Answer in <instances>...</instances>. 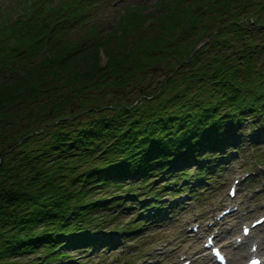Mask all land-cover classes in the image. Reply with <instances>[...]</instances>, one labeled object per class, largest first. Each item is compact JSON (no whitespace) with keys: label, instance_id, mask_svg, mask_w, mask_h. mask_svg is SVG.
<instances>
[{"label":"trees","instance_id":"trees-1","mask_svg":"<svg viewBox=\"0 0 264 264\" xmlns=\"http://www.w3.org/2000/svg\"><path fill=\"white\" fill-rule=\"evenodd\" d=\"M85 1L55 23L40 11L0 31L24 50L0 51V264H74L107 249L96 235L138 233L149 207L192 179L200 195L244 128L264 129V0H174L152 13L153 38L144 6L127 4L124 35L80 50L58 19L77 23Z\"/></svg>","mask_w":264,"mask_h":264},{"label":"rangeland","instance_id":"rangeland-1","mask_svg":"<svg viewBox=\"0 0 264 264\" xmlns=\"http://www.w3.org/2000/svg\"><path fill=\"white\" fill-rule=\"evenodd\" d=\"M89 1L92 3L86 4ZM80 2L82 0H0V31L3 26L9 28L15 22L26 26L41 14L40 11H43V15L47 14L43 23H55L53 14H57L56 10L73 5L75 7L83 5ZM191 2L192 0H184L182 6L185 7L190 4L196 7L199 4L196 0ZM132 3L144 6L142 11L147 14V18L142 24L143 32L147 38H153L161 29L160 24L155 22L156 18L152 16V13H155V9L164 10L165 7H169V4L172 5L174 0L172 2L171 0H86L85 5L89 7L84 11L82 10L81 15L73 14L82 17L77 23L72 17L73 20L62 29L64 17H59L62 39L67 41L79 39V47L81 46L79 49L81 50L82 47H92V44L107 35L114 34V32L117 34L119 31L124 35L123 29L120 30L122 28L120 24H122L127 4ZM42 6L45 7L44 10ZM50 8L52 9L50 10ZM157 13H163V11L158 10ZM63 15L69 18L68 11L65 12L64 10ZM187 18L186 24L189 27L191 22H189V16ZM93 26H97L99 30L97 33L95 31V35L92 36L89 31ZM25 32L26 30L18 28L19 36ZM8 36L7 34L1 35L0 51L4 52L5 50L6 53L10 54L11 51L15 50V45L24 51L19 39L13 38L14 40H12L9 38L7 40ZM201 44L203 42L199 43L198 46ZM14 57L15 54L8 61L10 63L15 62ZM107 61L108 57L101 52L99 63L103 66ZM10 72V70L7 71V73ZM248 127L247 125L244 128V133L248 135V138L244 137L240 149L234 148L230 155L223 158L225 170L221 174L222 176L213 184L207 185L205 190H200V195L196 196L195 192L198 191L193 190L195 183H199L198 180L192 179L185 184H180V188H183V185L189 187L183 193L184 198L178 202L179 205L173 203L172 205L168 204L167 207H162L158 211L159 216H156L154 211L150 213L153 217L148 213L144 214L142 217L148 223L138 233L124 234L120 230L105 231L104 229L101 234L95 237L111 246L107 249L101 247L97 251L93 249L89 253H82L75 257L81 256L82 259L78 258L74 264H178L182 262V258H185L184 260L189 259L191 264H217L210 255V250L205 248L204 244L207 236L220 232L221 236L215 237V242L229 257V264H245L249 256L241 258V251L244 247L251 250L250 246L253 242L257 243L259 253L263 256L264 223L258 226L252 232L251 237L244 241V246L240 247L241 251L233 246L238 240L243 239L241 235L243 225H249L259 217L264 216V129L259 128L255 133L251 132ZM234 171L235 174H233ZM211 175L212 173L208 177ZM241 178L242 180H240ZM237 181H239L237 194L231 198L228 190ZM166 202L171 203V198L167 199ZM180 205L182 207H179ZM149 208L154 209L153 207ZM227 208L236 212L237 215L239 214L238 217L221 226V228L211 226L213 219H218L219 214ZM127 218L130 217L127 216ZM126 221V219H122L120 223L125 224ZM195 226H198L197 232L194 230ZM210 227H212L211 230L203 232L205 228ZM239 244L241 243L239 242ZM28 256H23L21 262ZM62 262L66 264V262ZM62 262L56 260L51 264H63Z\"/></svg>","mask_w":264,"mask_h":264},{"label":"bare ground","instance_id":"bare-ground-1","mask_svg":"<svg viewBox=\"0 0 264 264\" xmlns=\"http://www.w3.org/2000/svg\"><path fill=\"white\" fill-rule=\"evenodd\" d=\"M233 174H235V171L233 172ZM240 180H242V178L240 179ZM195 187H196V185H195ZM234 210H237V209H234ZM239 215V214H238ZM238 215H237V213L236 212H233V213H230V214H228V215H223L220 219H213V223H212V225L211 226H214V227H220L221 228V226H224V225H226V223H228V222H231L234 218H237L238 217ZM211 228L212 227H210V228H205L204 230H203V232H206V231H209V230H211ZM257 228V227H256ZM255 228V229H256ZM198 230V229H197ZM214 231V230H213ZM197 232V231H196ZM217 233V232H216ZM221 233V232H220ZM220 233H217V234H215V237L217 238V237H219V236H221V234ZM248 238H250V237H247V238H243V240L240 242L241 244H239L238 246H237V244H238V241L236 242V245L235 244H233V246L235 247V249H237L238 248V250L239 251H241V249H240V247L241 246H244V241L246 240V239H248ZM254 244H256V246H257V251L259 252V246L257 245V243L256 242H253L251 245L253 246ZM245 246H246V243H245ZM252 246H250L251 248H252ZM256 251H251V250H248V249H246L245 247L242 249V251H241V258H243V257H245V256H248V255H250V254H253V253H255ZM256 254V253H255ZM256 255H258V254H256ZM197 256H199L198 254H197Z\"/></svg>","mask_w":264,"mask_h":264}]
</instances>
